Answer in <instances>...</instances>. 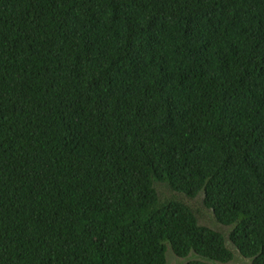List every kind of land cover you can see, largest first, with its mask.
<instances>
[{
  "label": "trees",
  "instance_id": "16d2710c",
  "mask_svg": "<svg viewBox=\"0 0 264 264\" xmlns=\"http://www.w3.org/2000/svg\"><path fill=\"white\" fill-rule=\"evenodd\" d=\"M227 238L264 264V0H0V264Z\"/></svg>",
  "mask_w": 264,
  "mask_h": 264
},
{
  "label": "rangeland",
  "instance_id": "374dc122",
  "mask_svg": "<svg viewBox=\"0 0 264 264\" xmlns=\"http://www.w3.org/2000/svg\"><path fill=\"white\" fill-rule=\"evenodd\" d=\"M157 192L161 195V196H170V195H175V192L171 191L166 185L163 184H158L157 185ZM191 205H193L196 209L201 210L203 212V216L201 219V222L204 224L209 225L211 228L215 229V230H219L222 233H224L225 235H228L230 230H231V226H225V225H221L218 224L214 217L212 212L206 208L201 200V197L198 196L196 198H194L193 200L189 199ZM227 244L228 246L232 249V251L234 252V261L233 262H217L205 257H202L196 253H191L189 256L185 257V258H181L179 256H177L171 249V247L169 246V248L167 249V264H185L187 261L191 260V259H202L204 261H208L211 264H251V260L250 258H248V260L241 258V254L240 252L236 249V247L234 246V244L227 238ZM240 256V257H239Z\"/></svg>",
  "mask_w": 264,
  "mask_h": 264
},
{
  "label": "flooded vegetation",
  "instance_id": "af4514ba",
  "mask_svg": "<svg viewBox=\"0 0 264 264\" xmlns=\"http://www.w3.org/2000/svg\"><path fill=\"white\" fill-rule=\"evenodd\" d=\"M241 256H242V255H241ZM239 257H240V256H239ZM241 258L248 260V258L243 257V256H242ZM234 260H235V259L233 258V260H231V261H229V262L231 263V262H233ZM250 260L252 261V259H250ZM248 261H249V260H248ZM230 263H228V264H230ZM249 264H250V261H249Z\"/></svg>",
  "mask_w": 264,
  "mask_h": 264
}]
</instances>
